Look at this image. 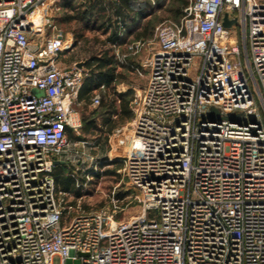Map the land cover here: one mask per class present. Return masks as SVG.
Listing matches in <instances>:
<instances>
[{
    "label": "built area",
    "instance_id": "2783aa9c",
    "mask_svg": "<svg viewBox=\"0 0 264 264\" xmlns=\"http://www.w3.org/2000/svg\"><path fill=\"white\" fill-rule=\"evenodd\" d=\"M80 4L0 0V264H264V0H186L151 39L126 42L119 60L140 56L146 83L112 131L141 207L122 219L68 203L55 181L57 164L94 160L68 135L81 133L87 72L58 64L81 43L58 15Z\"/></svg>",
    "mask_w": 264,
    "mask_h": 264
},
{
    "label": "crops",
    "instance_id": "0c3cea01",
    "mask_svg": "<svg viewBox=\"0 0 264 264\" xmlns=\"http://www.w3.org/2000/svg\"><path fill=\"white\" fill-rule=\"evenodd\" d=\"M143 1L145 12L138 11L136 5L137 0H120L119 5L114 7L108 15L103 12L104 0H91L92 8L90 14H80L79 19L82 20V25L79 29L70 30L67 32L68 37H76L81 40V43L74 46L70 50H65L60 54L58 64L61 67L72 66L74 64L81 66L87 72V78L91 79L92 82L89 84V89H85L84 84L80 85L78 89V102L84 113L80 114L81 121L82 115L88 116L91 120H94L95 128L92 130V138L96 143H102L108 145V152L99 160L87 161L85 163L74 165L59 163L55 167H65L64 171L83 168L86 163H92L100 167L101 171H120L121 161L117 158L119 154L120 146L119 141L121 137L119 135H113V129L108 131V121L102 114H93V109L90 105V97L98 92L100 94H106L109 97L116 96L115 101V113L112 114L111 118L115 122L119 118V99L118 94L124 93L132 96L139 92L141 88L140 83L134 82V78H143L145 75H139L134 71L133 66H137L139 63L140 56L134 54H128L125 62L121 63L119 57L121 54L126 53V42L133 39L143 38V36H136L138 32H143L147 22L150 21L151 17L157 14L161 10V3H156L154 6L148 0ZM82 9V8H81ZM158 9V10H157ZM81 12V11H80ZM70 16L66 13L64 17L65 23H70ZM128 18V19H127ZM120 19H127V28L122 29V26L118 24ZM74 20V19H73ZM152 31V29L150 30ZM93 32L96 33L101 39L95 40L96 47L100 48L98 53L86 55L80 50L81 44L84 42V33ZM111 59L107 64L103 58ZM104 61L105 64H101ZM115 66L114 77L109 78L111 72V66ZM128 73H127V72ZM130 74V75H128ZM133 75V76H132ZM86 78V79H87ZM101 85H104L101 87ZM91 88V89H90ZM135 92V93H134ZM134 93V94H133ZM82 129V125H81ZM97 133V135L93 134ZM101 134H104V138ZM82 136V132L80 135ZM102 138V139H101ZM76 141L88 140L86 137L75 139ZM102 167V169H101ZM107 168V169H105ZM109 168V169H108Z\"/></svg>",
    "mask_w": 264,
    "mask_h": 264
},
{
    "label": "rangeland",
    "instance_id": "374dc122",
    "mask_svg": "<svg viewBox=\"0 0 264 264\" xmlns=\"http://www.w3.org/2000/svg\"><path fill=\"white\" fill-rule=\"evenodd\" d=\"M182 1L184 0H162L160 2L161 10L157 12L155 17H151L150 25L147 28V31H150L152 29L151 36L148 35L146 37H143L142 39L149 40L152 38L154 26L158 22L164 19H175V17L179 13L178 9L182 8ZM81 8L82 7L80 4L79 10H73L72 13L68 14V16H70V20L72 21L67 24L64 21V17H66V14L60 13L57 19L58 25L66 32H70V30L79 29V27L82 25V20L79 19V14L82 10ZM97 39H101V37L98 36L96 33L85 32L84 42L81 44L82 46H80V50L83 51L86 55L98 53L100 51V48L96 47L95 45L97 44L95 42V40ZM133 81L136 83H140L141 88H143L146 83V75L143 78L135 77ZM76 108L78 109L80 114H82V107L80 105H76ZM91 108L93 109L95 107L91 106ZM86 114L87 113H84V115ZM119 125H121V123L117 124V126ZM70 134L75 135L72 131L68 132V135ZM93 134L97 135V133ZM101 135L104 138V134ZM91 136L92 133L84 134L83 137H86V139H88V143L84 145L78 144L74 148V150H72V152L79 153L82 151L89 156H94V160H96L97 157V160L105 158L104 156H101V153H103L104 155L106 152H108L106 151L108 150V145L104 144V142L102 143L103 140H100L101 143L99 144L96 143ZM70 139L75 141V139L73 138ZM71 167L73 168V170L70 169V171H62L63 176L72 177L74 182L72 189L68 191V195L66 197L68 203H71L72 205H77L80 207L81 210L85 211H108L112 209V213L115 219H122L130 215L136 214L140 211L141 207L136 197L137 193H135L133 190L127 189L125 181L120 171H101L99 166L93 165L92 163H86L85 166L80 169H76L73 166ZM113 205H116V207H113ZM79 263L80 261L78 258H67L64 264ZM53 264H60V258L58 256L54 257Z\"/></svg>",
    "mask_w": 264,
    "mask_h": 264
},
{
    "label": "trees",
    "instance_id": "16d2710c",
    "mask_svg": "<svg viewBox=\"0 0 264 264\" xmlns=\"http://www.w3.org/2000/svg\"><path fill=\"white\" fill-rule=\"evenodd\" d=\"M90 2H91V0H88V3H89L88 6H86L85 9H82L80 14H84V15L90 14L91 8L93 6L92 3H90ZM185 3H186V0L182 1V6ZM180 11H181V9L179 8L178 9L179 13L175 17V19L179 17ZM149 25H150V21L147 22V25H146L144 31L138 32L136 36H138V37L139 36L146 37L148 35L151 36L152 31H147V28ZM103 59H104V61H106L107 64L111 60L110 58L106 59L105 57ZM104 61L101 64H105ZM110 68L113 71V72H111L110 77H109L111 79L114 77V70L113 69L115 68V66L113 65ZM86 76L84 77L81 84L82 85L84 84L85 89H89V84H91L92 80L87 78ZM99 95H100V103L97 107H95L93 109L92 112L94 115L95 114L104 115V118L106 119V121H108V131H111L112 128H115L118 123L122 124L123 121L125 122L131 117L130 100H131L132 96H129L128 94H124V93H120L117 95L119 102H120V104H119V107H120L119 108V118H118V120H116L114 122L112 120L111 116L113 113L117 112L116 108H115L116 96L109 97L108 95L106 96V94H103V93L102 94L99 93ZM95 126L96 125H95L93 119L91 120L90 117L82 115V129H81L82 136H76V135L70 134L69 137L71 136L70 138H73V139L83 138V135L92 132V130L95 128ZM65 169H66L65 167H60V168L55 167V171H54V173L56 174L55 181H56V186L59 189H61L63 191H69L70 189H72L74 182H73L72 177L62 175V171H64Z\"/></svg>",
    "mask_w": 264,
    "mask_h": 264
},
{
    "label": "water",
    "instance_id": "95a60500",
    "mask_svg": "<svg viewBox=\"0 0 264 264\" xmlns=\"http://www.w3.org/2000/svg\"><path fill=\"white\" fill-rule=\"evenodd\" d=\"M232 21L228 20L226 15L223 19V25L224 26H229L231 24ZM209 116L210 118H212L213 120H221V119H228V120H232L234 117L236 116H240V113L239 114H233V115H224V114H221V112L219 111L218 108L216 107H211L210 110H209ZM56 163L60 162V161H55Z\"/></svg>",
    "mask_w": 264,
    "mask_h": 264
}]
</instances>
